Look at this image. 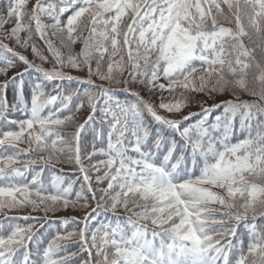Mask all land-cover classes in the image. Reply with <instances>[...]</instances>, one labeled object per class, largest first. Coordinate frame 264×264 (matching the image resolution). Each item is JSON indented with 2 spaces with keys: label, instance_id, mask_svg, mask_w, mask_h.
<instances>
[{
  "label": "snow or ice",
  "instance_id": "1",
  "mask_svg": "<svg viewBox=\"0 0 264 264\" xmlns=\"http://www.w3.org/2000/svg\"><path fill=\"white\" fill-rule=\"evenodd\" d=\"M0 217V264H264V0H0Z\"/></svg>",
  "mask_w": 264,
  "mask_h": 264
},
{
  "label": "trees",
  "instance_id": "2",
  "mask_svg": "<svg viewBox=\"0 0 264 264\" xmlns=\"http://www.w3.org/2000/svg\"><path fill=\"white\" fill-rule=\"evenodd\" d=\"M39 42V41H38ZM18 51H19V49H18ZM29 58L31 59V56L29 55ZM73 75H77V73H75V72H73L72 73ZM245 99H248V97H244ZM191 111H199V109L198 108H195V107H193L192 109H191ZM71 130V129H70ZM20 147L21 148H23V147H25V145H20ZM59 167H63V170H64V173L67 175V176H70V177H72V178H75L76 176H79L80 174H79V172L78 171H76L74 168H71V167H68V166H58V168ZM77 187H78V185H77ZM12 215H14V214H12ZM34 215H39V213H36V214H34ZM59 215H62V216H64V215H67V216H77V217H80V213H78V212H68V213H60ZM121 215H123V214H121ZM0 219H2V217H0ZM53 219H55V218H53ZM21 223H23V221H21Z\"/></svg>",
  "mask_w": 264,
  "mask_h": 264
},
{
  "label": "rangeland",
  "instance_id": "3",
  "mask_svg": "<svg viewBox=\"0 0 264 264\" xmlns=\"http://www.w3.org/2000/svg\"><path fill=\"white\" fill-rule=\"evenodd\" d=\"M37 40H38V38H37Z\"/></svg>",
  "mask_w": 264,
  "mask_h": 264
}]
</instances>
